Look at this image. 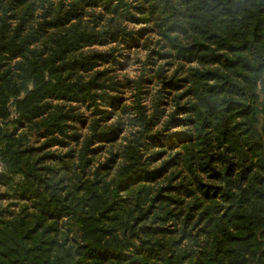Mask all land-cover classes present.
Here are the masks:
<instances>
[{"label":"trees","instance_id":"obj_1","mask_svg":"<svg viewBox=\"0 0 264 264\" xmlns=\"http://www.w3.org/2000/svg\"><path fill=\"white\" fill-rule=\"evenodd\" d=\"M0 161V264H264V0H0Z\"/></svg>","mask_w":264,"mask_h":264},{"label":"rangeland","instance_id":"obj_2","mask_svg":"<svg viewBox=\"0 0 264 264\" xmlns=\"http://www.w3.org/2000/svg\"><path fill=\"white\" fill-rule=\"evenodd\" d=\"M133 51V50H132ZM131 51V60H127V63H128V69L130 71L131 74H134L137 72V69L140 67L141 63L137 62L138 61V58L136 55L133 54V52ZM145 52L143 51H140L139 52V56H141V58L144 59L145 57Z\"/></svg>","mask_w":264,"mask_h":264},{"label":"built area","instance_id":"obj_3","mask_svg":"<svg viewBox=\"0 0 264 264\" xmlns=\"http://www.w3.org/2000/svg\"><path fill=\"white\" fill-rule=\"evenodd\" d=\"M3 170V163L0 161V171Z\"/></svg>","mask_w":264,"mask_h":264}]
</instances>
